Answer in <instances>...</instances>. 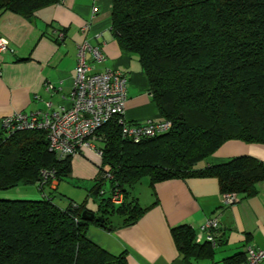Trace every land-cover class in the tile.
I'll return each mask as SVG.
<instances>
[{
    "label": "trees",
    "instance_id": "trees-1",
    "mask_svg": "<svg viewBox=\"0 0 264 264\" xmlns=\"http://www.w3.org/2000/svg\"><path fill=\"white\" fill-rule=\"evenodd\" d=\"M112 31L125 52L138 56L162 120L169 132L136 143L122 135L114 117L98 131L103 150L91 194L100 196L106 182L120 190L124 203L103 197L96 213L86 203L62 206L52 197L51 180L72 173L71 159L49 150L42 130L0 135V192L35 185L42 200L0 198V264H129L87 236L91 225L111 229L109 216L135 224L147 209L128 197L148 177L154 188L174 179L215 178L222 194L254 198L264 182V163L236 157L198 169L226 142L264 145V0H112ZM62 0H0V16L11 12L32 18ZM113 178L106 181L104 173ZM84 212L106 219L89 221ZM216 231V230H215ZM214 236V235H213ZM172 237L186 260H212L217 242H196V231L183 225ZM233 256L224 264L245 263Z\"/></svg>",
    "mask_w": 264,
    "mask_h": 264
},
{
    "label": "crops",
    "instance_id": "crops-1",
    "mask_svg": "<svg viewBox=\"0 0 264 264\" xmlns=\"http://www.w3.org/2000/svg\"><path fill=\"white\" fill-rule=\"evenodd\" d=\"M112 7V0H62L41 9L32 18L11 12L0 16V38L6 39L11 48L0 54V135L5 134L3 120L15 112L31 114L70 107L78 46L85 41L99 46L105 56L101 63L89 57L94 72L111 68L127 75L128 123L162 120L138 56L123 51L114 36ZM62 33L65 37L60 41ZM50 85L54 90H48ZM242 156L264 163V145L231 140L197 167L205 169ZM71 165L72 181L66 187L61 182L50 187L54 191L52 197L62 206L70 200L79 204L81 199L73 190L75 181L96 182L99 175V160L91 152L73 157ZM148 186L145 201L142 196H132L147 209L144 216L131 226H124L120 217L121 220L112 222L115 230L91 225L87 232L90 241L114 256L125 253L129 264H224L227 258L245 256L249 246L264 249V182L258 184L254 198L240 199L232 206L223 205V194L215 178L174 179L154 188L149 181ZM37 188L33 185L15 194L0 192V198L38 199ZM58 191L61 193L57 194ZM44 194L50 196L47 190ZM91 195L89 192L88 196ZM89 207L94 213L99 209L97 205ZM213 217L220 220L213 232L217 242L214 259L186 260L172 237V229L191 226L197 239L198 230ZM206 242L204 234L199 243Z\"/></svg>",
    "mask_w": 264,
    "mask_h": 264
},
{
    "label": "built area",
    "instance_id": "built-area-1",
    "mask_svg": "<svg viewBox=\"0 0 264 264\" xmlns=\"http://www.w3.org/2000/svg\"><path fill=\"white\" fill-rule=\"evenodd\" d=\"M64 37L62 33L59 40L63 41ZM10 50L9 42L0 38V54L8 53ZM90 56L98 63L105 60L99 46L85 41L78 46L76 77L70 97V107L31 114L15 112L3 120L5 133L12 135L16 131L42 130L47 134L49 150L58 159L65 160L84 152H91L101 161L103 150L99 146L98 131L114 117L119 119L123 137L136 143L170 131L171 123L166 120L148 121L145 124L128 123L126 120L129 87L127 75L111 68L94 72L89 63ZM48 90H54V87L50 85ZM42 174L46 180H51V186L56 185L54 171H42ZM103 178L109 181L113 176L106 172ZM100 196L110 198L111 203L116 206L124 203V195L120 190L110 189L107 192L103 189ZM222 199L224 206H232L240 201L236 193L223 194ZM219 224L218 217L209 219L198 230L196 242H201L204 234H207V241L214 242L213 232L218 229ZM263 263L264 249L249 246L246 262L241 264Z\"/></svg>",
    "mask_w": 264,
    "mask_h": 264
},
{
    "label": "rangeland",
    "instance_id": "rangeland-1",
    "mask_svg": "<svg viewBox=\"0 0 264 264\" xmlns=\"http://www.w3.org/2000/svg\"><path fill=\"white\" fill-rule=\"evenodd\" d=\"M100 163H101V161L99 160V164ZM98 170H99V168H98ZM70 181H72L71 175L66 176V177L64 176L61 180L62 186L66 185V183L70 182ZM77 182L75 181V184H73V186L76 187V188L73 187V190L76 194H78L77 198H79V200L81 199L79 204L86 203L88 207L89 206H95V205H97L99 207V204L101 203V200H103V197L98 196L95 193L94 194L92 193L91 196H88V193L91 192L92 189L95 187V181H90V182L89 181H83L82 183H79V181H77ZM148 185H149V178L146 177V178L142 179V181L140 183H138L134 188H128L129 199H132L133 194L134 195L136 194L137 196H142L143 200L145 201V194H146V191H148V187H149ZM32 187H33V185L19 186L15 189L8 190V191H11L9 193L15 194L16 191H18L22 188L29 189ZM64 187H66V186H64ZM104 189L107 192L110 191V182H106V184L104 185ZM47 192H48V190H47ZM37 193H38L39 198L33 199V200H42L43 193L41 192V190L39 188H37ZM60 193H61V191H58L57 194H60ZM86 200H88V201H86ZM109 218H110L111 222L115 223L116 220L120 219V216H109ZM123 219L124 218L122 217V220Z\"/></svg>",
    "mask_w": 264,
    "mask_h": 264
},
{
    "label": "water",
    "instance_id": "water-1",
    "mask_svg": "<svg viewBox=\"0 0 264 264\" xmlns=\"http://www.w3.org/2000/svg\"><path fill=\"white\" fill-rule=\"evenodd\" d=\"M83 216L85 217V219H87L89 221L96 220L102 224H104L106 222L105 218H103L102 216H96L94 213L88 214L87 212H84ZM110 230H115V226L111 227Z\"/></svg>",
    "mask_w": 264,
    "mask_h": 264
}]
</instances>
